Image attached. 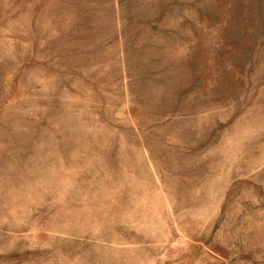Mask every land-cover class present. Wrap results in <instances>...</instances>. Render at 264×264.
I'll use <instances>...</instances> for the list:
<instances>
[{
    "label": "rangeland",
    "instance_id": "1",
    "mask_svg": "<svg viewBox=\"0 0 264 264\" xmlns=\"http://www.w3.org/2000/svg\"><path fill=\"white\" fill-rule=\"evenodd\" d=\"M0 264H264V0H0Z\"/></svg>",
    "mask_w": 264,
    "mask_h": 264
}]
</instances>
